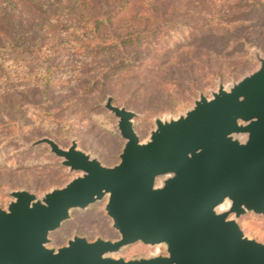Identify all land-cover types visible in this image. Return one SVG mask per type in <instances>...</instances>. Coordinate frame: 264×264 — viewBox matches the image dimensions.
<instances>
[{"label":"rangeland","instance_id":"1","mask_svg":"<svg viewBox=\"0 0 264 264\" xmlns=\"http://www.w3.org/2000/svg\"><path fill=\"white\" fill-rule=\"evenodd\" d=\"M255 51L264 58V0H0V206L7 209L10 192L43 197L80 175L47 145L33 146L43 138L63 149L76 141L103 165H118L125 140L105 108L109 97L138 115L146 142L157 118L177 119L219 83L256 71ZM106 204L73 210L49 247L74 236L118 240ZM239 224L264 243V217L249 213ZM157 254L166 248L137 243L114 256Z\"/></svg>","mask_w":264,"mask_h":264},{"label":"water","instance_id":"2","mask_svg":"<svg viewBox=\"0 0 264 264\" xmlns=\"http://www.w3.org/2000/svg\"><path fill=\"white\" fill-rule=\"evenodd\" d=\"M254 55L256 71L219 83L177 119L157 118L146 142L134 127L138 115L109 97L105 108L125 140L116 166L76 141L68 149L49 138L34 143L80 175L43 197L9 193L7 209L0 206V264H264V243L239 224L249 213L264 217V58ZM104 200L118 240L74 236L49 247L73 210ZM137 243L164 246L166 255L114 256Z\"/></svg>","mask_w":264,"mask_h":264},{"label":"trees","instance_id":"3","mask_svg":"<svg viewBox=\"0 0 264 264\" xmlns=\"http://www.w3.org/2000/svg\"><path fill=\"white\" fill-rule=\"evenodd\" d=\"M59 6H60V10H61L60 12H63V11L65 10L64 6H63V5H61L60 3H59ZM101 18H102V17H101ZM101 20H102L101 22H103V21H104V19H103V18H102ZM98 24H100V23H98ZM98 24H96V28H95V29H96V31H98V29H99V28H100V26H101V25H98ZM118 41H119V39H118ZM118 41H117V42L115 41V42H116V44H115L114 46H117L118 48H122V47H121V42L119 43ZM6 47H7V46L5 45L3 48H6ZM47 74H48V73H47ZM47 76H48V75H46L45 77H42L43 81H44V80L46 81V79H47ZM48 78H49V77H48ZM39 79H40V76H39Z\"/></svg>","mask_w":264,"mask_h":264}]
</instances>
